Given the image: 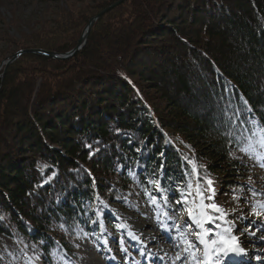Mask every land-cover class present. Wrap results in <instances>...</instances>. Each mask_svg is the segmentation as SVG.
Returning a JSON list of instances; mask_svg holds the SVG:
<instances>
[{"label": "trees", "instance_id": "1", "mask_svg": "<svg viewBox=\"0 0 264 264\" xmlns=\"http://www.w3.org/2000/svg\"><path fill=\"white\" fill-rule=\"evenodd\" d=\"M67 1L39 29L7 34L0 65L20 49L69 52L117 0ZM0 74V233L52 264L80 233L99 235L97 193L106 204L152 178L195 184L185 157L213 180L240 170L236 109L264 121V0H126L71 58L24 53Z\"/></svg>", "mask_w": 264, "mask_h": 264}, {"label": "rangeland", "instance_id": "2", "mask_svg": "<svg viewBox=\"0 0 264 264\" xmlns=\"http://www.w3.org/2000/svg\"><path fill=\"white\" fill-rule=\"evenodd\" d=\"M70 7L71 3L67 0H0V51L10 52L8 44L3 39L7 34L20 38L21 32L28 33L32 28L39 29L49 19L55 18L61 9L68 10ZM10 56L11 54L8 53L7 58ZM5 68L4 64L1 70L5 71L8 67ZM235 159L239 161L240 167L235 176L229 177L227 176L228 173L227 175L220 173L217 180H213L216 188L215 202L227 210L237 208V212L231 213L229 219H236L241 211L243 215L248 216L251 207V205L245 204L243 198L239 201V207L237 206V202L233 199V193L230 191V189L238 187L236 181L245 183L251 177L253 186L264 192V167L259 166L254 158L245 156L241 151L235 154ZM45 166L47 164L42 162L39 167L45 171L47 169ZM229 181L231 182L230 185L227 183ZM145 189L152 191L151 187L139 188L137 186L129 193H123L120 196L121 199H117L114 203H106L108 207L103 206L102 208V222L106 231L101 234L99 226V235L94 232L80 233L75 239V252L72 254L55 252L52 264H185L183 257L180 260L176 259L177 255L182 252V246L180 248L175 247L173 242L166 237V234H162L156 220V216H162L166 210L163 200L158 206H150L145 195ZM247 192L248 190L245 189V193ZM124 197L127 199H123ZM259 199L264 201V195L260 196ZM174 201H169L172 207L167 210L172 219L167 220V223L169 225L173 223L183 224L187 220V215L178 211L181 207L175 205ZM0 215L6 219L1 211ZM251 219L257 218L252 216ZM237 223L238 228L248 227L247 221L242 223L237 221ZM117 224L128 225L127 231L134 232L145 242L146 246L136 245L135 241L124 235L125 229L115 227ZM109 233L112 235L109 236ZM236 234L241 236L242 246L249 254L247 264H264V240L241 234L239 231ZM121 235H124V246L128 249L127 253L120 251L119 237ZM259 236H264V230L257 233V237ZM105 237L108 238V245L101 243ZM175 243L180 242L177 240ZM141 247L145 252L144 256L140 255L139 248ZM37 255L40 256L39 260L35 258ZM257 255L262 257L261 261L255 259ZM113 256L115 259L111 258ZM153 257H164V260L159 261ZM0 264L48 263L37 247L28 246L21 235L16 234L14 237H7L0 233Z\"/></svg>", "mask_w": 264, "mask_h": 264}, {"label": "snow or ice", "instance_id": "3", "mask_svg": "<svg viewBox=\"0 0 264 264\" xmlns=\"http://www.w3.org/2000/svg\"><path fill=\"white\" fill-rule=\"evenodd\" d=\"M245 103L247 102L245 101ZM251 112L252 109L250 107L243 110L236 109L235 119L240 125V135L235 136L233 133H229L233 137L229 140V143H233L234 141L240 143L246 140L247 143L240 148V151L245 156L254 158L259 166L264 167V121L251 118ZM227 123L232 124L231 116L227 118ZM245 133H249V135H245ZM253 137L256 138L255 142H253ZM88 147L91 148V145ZM137 151L140 150L137 149ZM184 160L187 164L194 165L192 167V174L195 175V184L189 179L182 185L171 188L162 185L161 179L152 178L148 180V183L152 186L153 190L148 191L145 189V195L150 206L160 205L161 200L164 202L166 210L162 213V216H156L162 233L166 234V237L173 242L175 247L180 248L182 246V252L177 255L176 259L180 260L183 257L185 264H238L240 257H248L249 254L242 246L241 236L236 234L237 231L241 234L264 240V236L257 237V233L264 230V201L259 199L260 196L264 195V192L253 186L251 177L245 183L236 181L235 183L238 187L232 188L230 191L233 193V199L237 202V206L239 207V201L243 198L245 204L251 205V207L248 216L243 215L241 211V214L236 219H229L231 213L237 212V208L227 210L217 204L215 202L216 188L211 176L209 174L201 176L199 169L202 166H195V162L189 160L187 157ZM184 174L189 175L188 172ZM159 175L162 179L164 178V165L160 166ZM245 189L248 190L247 193H245ZM170 192L178 193L179 199H176L174 203L175 205H180L181 209L187 214V220L183 224L173 223L169 225L167 223V220L172 219L167 210L172 207L168 201V194ZM95 199L100 200V203L105 208L108 207L101 199L99 193H97ZM117 199H121V197H117ZM123 199L126 200L127 198L124 197ZM92 210L95 211L97 220H93L91 223L97 224L99 221L101 234H103L106 231L102 222L103 210L99 208ZM113 214L115 215V213ZM252 216H255L257 219H251ZM237 221L241 223L247 221L248 227L238 228ZM115 227L125 229L124 235L135 241L136 245L146 246L145 242L134 232L127 231L128 225L117 224ZM111 235L109 233V236ZM124 235L119 237L120 251L127 253L128 249L124 246ZM97 238L100 239V237ZM153 239L155 238L153 237ZM177 240L180 243H175ZM40 243L44 244L45 241L41 240ZM101 243L108 245V238H103ZM136 245L133 246L135 247ZM139 251L140 255H145L143 247L139 248ZM149 255L151 256V254ZM35 258L39 260L40 256L37 255ZM111 258L115 259L114 256ZM153 259L163 261L164 257H153ZM255 259L261 261L262 257L257 255Z\"/></svg>", "mask_w": 264, "mask_h": 264}, {"label": "water", "instance_id": "4", "mask_svg": "<svg viewBox=\"0 0 264 264\" xmlns=\"http://www.w3.org/2000/svg\"><path fill=\"white\" fill-rule=\"evenodd\" d=\"M126 0H117L116 2L112 3L111 5L107 6L106 8H104L103 10H101L98 14H96L95 16H93L92 18H90L83 34L81 35L80 39L78 40L77 45L70 50L69 52L60 54L54 51H49V50H45L42 48H31V49H20L18 51H16L14 54H12L10 57L6 58V60H3L1 65H0V71L2 69V65L5 64V67L7 68L12 62H14L15 60H17L22 54L24 53H37V54H42V55H46V56H50L52 58L55 59H59V60H66L71 58L72 56H74L79 50L82 49V47L85 45L89 32L92 29L94 23L100 18L102 17L104 14H106L107 12H109L110 10L118 7L119 5H121L122 3H124ZM5 68V69H6ZM3 74H0V78H2Z\"/></svg>", "mask_w": 264, "mask_h": 264}, {"label": "bare ground", "instance_id": "5", "mask_svg": "<svg viewBox=\"0 0 264 264\" xmlns=\"http://www.w3.org/2000/svg\"><path fill=\"white\" fill-rule=\"evenodd\" d=\"M162 234H164V233H162ZM153 253V252H152Z\"/></svg>", "mask_w": 264, "mask_h": 264}]
</instances>
